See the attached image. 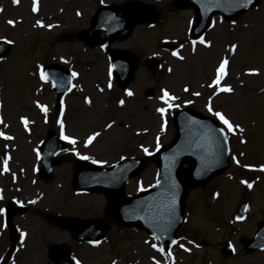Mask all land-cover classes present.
Returning a JSON list of instances; mask_svg holds the SVG:
<instances>
[{
	"label": "rangeland",
	"instance_id": "obj_1",
	"mask_svg": "<svg viewBox=\"0 0 264 264\" xmlns=\"http://www.w3.org/2000/svg\"><path fill=\"white\" fill-rule=\"evenodd\" d=\"M127 1L36 0L33 11V0H0V39L11 41L10 51L0 59V209L10 200L26 207L9 223L0 213V264H55L47 252L57 244L69 248L74 264H264V250L246 253L239 243L241 236L252 235L264 213V0L232 19L216 16L202 37L204 44L201 38H187L192 8L179 7L178 0H142L156 6L157 20L136 26L128 39L112 45L136 53L140 62L156 55L160 66L151 74L140 63L132 82L121 90L108 71L105 53L86 45L80 31L101 2L120 6ZM162 40L179 46L161 50ZM224 59L225 74L213 85ZM52 61L76 73L60 104L50 83L40 78V66ZM223 87L232 90H218ZM164 91L174 97L169 101L173 107L161 99ZM184 106L221 124L213 115L219 112L234 131L227 132L230 167L189 191L173 250L161 252L145 231L115 222L105 238L93 244L79 243L60 229L56 220L100 214L103 201L96 193L73 190L70 170L76 158L107 165L131 155L148 156L172 137L171 115ZM159 108H165L163 115ZM60 117L66 132L58 126ZM48 126L60 136L63 132L73 146L88 134L93 142L87 149L68 147L62 162L43 179L37 174L36 147ZM154 171L155 163L149 162L127 182L126 194L152 183ZM242 198L247 211L236 222L233 215ZM223 240L234 247L229 256L220 252Z\"/></svg>",
	"mask_w": 264,
	"mask_h": 264
},
{
	"label": "water",
	"instance_id": "obj_2",
	"mask_svg": "<svg viewBox=\"0 0 264 264\" xmlns=\"http://www.w3.org/2000/svg\"><path fill=\"white\" fill-rule=\"evenodd\" d=\"M183 1L194 6L196 9V16L191 29V35L196 37L208 26L209 21L215 12L221 13L226 17H232L245 11L256 0H251V3H247V0ZM109 9V11H112L115 14L114 8ZM136 12L137 11L133 9L131 10L130 15L127 14L121 18L112 16L104 22H102V18L100 17L103 13L100 14V12H98L97 17L88 32L96 30L99 27L106 28L111 34H108L103 41L104 43L110 42L113 38L123 36L128 31L135 21L132 17ZM114 57L115 61H120L117 63L114 62L115 73L119 74L122 71L123 67L120 66L122 60L128 63L129 69L133 68V62L129 60L125 53H119V55ZM50 70L51 68L47 67L45 74L48 75ZM54 85L55 87L59 86L56 82H54ZM62 91L63 90L59 93ZM173 118L176 135L170 144L166 145L157 153L158 162L161 166L160 180L153 189L146 192L145 196L136 198L132 197L130 200H125L120 195L123 181L127 176L138 170V163L132 161L118 164L111 169L85 167L88 169L85 170L79 168L78 172L74 175L75 186L83 189H99L109 192L107 186L112 184L114 186L113 189L119 195L112 198L114 215L118 217L122 223L143 225L157 239H161L163 236L168 235L167 241L169 243L174 237L175 228L180 219V200L184 192V186L179 179L182 163L185 160L188 161L185 177L188 181L194 183L203 181L210 175L224 170L228 165V146L227 141L225 140V135H221V129L218 128L210 118L195 114L187 109L177 111ZM51 135H53V133L49 134L46 138L45 143L47 142V144L45 145L44 150L49 152L52 156L55 152L61 149V146H58L57 148L53 147L55 143L52 141L50 137ZM42 159L44 165L43 170L48 174L51 163L56 160L53 157L48 159L49 162L45 161L47 160L45 158ZM128 169L131 170L128 173L123 174L124 171L127 172ZM194 172L199 174L200 177H196ZM83 175L86 179L81 177ZM164 186H170V192L165 196V204L162 205L163 199L157 191L161 190ZM144 197H146L145 205L141 208L143 203L142 198ZM144 208L146 209L145 213L143 211ZM69 222L75 223L72 228L75 235H79L78 232L80 230L85 232L84 225L88 224L87 221L82 220H70ZM170 223H172L170 231H160V228L165 230L169 229ZM95 234L96 235L91 236L89 239L93 240L99 238L103 233L102 231L101 233L99 231ZM251 245L252 246L249 247L252 249L264 247V222L259 226ZM65 256L66 258L68 257V255Z\"/></svg>",
	"mask_w": 264,
	"mask_h": 264
},
{
	"label": "snow or ice",
	"instance_id": "obj_3",
	"mask_svg": "<svg viewBox=\"0 0 264 264\" xmlns=\"http://www.w3.org/2000/svg\"><path fill=\"white\" fill-rule=\"evenodd\" d=\"M12 2L15 4V3L18 2V0H12ZM247 3H251V0H247ZM32 10L33 11H36L37 10L36 9V0H33V9ZM8 23L11 25V24H13V21L9 20ZM49 27H51V26H49ZM9 43H11V41H9ZM200 43L201 44H204L205 43V41H204L203 38H201ZM236 47H237L236 45H232L231 46V48H232L233 51H235ZM172 54L174 56L177 55L176 52H173ZM227 64H228V60L227 59H224V60H222L220 62L219 67L217 69V76H216V79L213 81V85H219L220 79L225 74V67H226ZM252 74H254V73H252ZM72 75L75 76L76 73H73ZM40 78L42 80H47L48 79V76L41 70V72H40ZM213 85H209V87H212ZM218 90L219 91H223V92H231L232 89L230 87H223V88H219ZM127 94L128 95H131L132 93L131 92H128ZM193 95H198V93H193ZM161 99L164 100L165 104H168L169 107H173L174 106V105H171L169 103V101L172 100V99H174V97L169 96V94H168L167 91H164L163 96L161 97ZM121 103H123V101H121ZM42 110H46V109H44L42 107ZM157 111H159L161 113V115H163L165 113V108H159V109H157ZM209 111L211 112L212 109L209 108ZM213 115H215L220 120L221 124L224 125V128L227 130V132H233L234 131L233 124L230 123L229 120L224 117V115H222L219 112H215V113H213ZM235 127L238 128L239 126L237 125ZM240 130L243 131L242 129H240ZM0 135H2V134H0ZM221 135H224V130L223 129L221 130ZM4 138L5 139H11V137H4ZM61 139L68 140L69 143H74V141H72L69 137L65 136L63 134V132L61 133ZM88 139H89V141H91L93 139V137L90 136ZM225 140H226V137H225ZM144 151H145V153H147L148 152V149L145 148ZM81 159H88V157H81ZM233 159H235V158H233ZM93 162L95 163V161H93ZM5 164H6V161H5ZM6 170H7V168H5V171ZM261 170L264 171V166L261 167ZM242 183H245V182L242 181ZM247 186L249 188L252 187L251 184H248ZM3 211H4L3 209H0V213H2ZM172 243L175 244L176 241L173 240ZM189 243H191V242H189ZM153 247H156V246L153 245ZM181 247H182V245H181Z\"/></svg>",
	"mask_w": 264,
	"mask_h": 264
}]
</instances>
